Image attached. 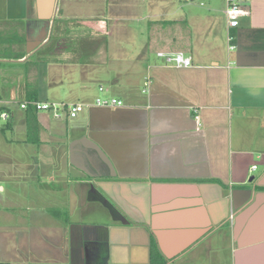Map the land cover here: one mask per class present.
Returning a JSON list of instances; mask_svg holds the SVG:
<instances>
[{"label":"crops","instance_id":"crops-1","mask_svg":"<svg viewBox=\"0 0 264 264\" xmlns=\"http://www.w3.org/2000/svg\"><path fill=\"white\" fill-rule=\"evenodd\" d=\"M133 4L0 0V264H264V0Z\"/></svg>","mask_w":264,"mask_h":264},{"label":"built area","instance_id":"built-area-1","mask_svg":"<svg viewBox=\"0 0 264 264\" xmlns=\"http://www.w3.org/2000/svg\"><path fill=\"white\" fill-rule=\"evenodd\" d=\"M183 2H187L189 0H181ZM242 0H225V16L227 19V30L236 29L239 26V19L243 16H247L249 14V10L247 7L241 4ZM228 31V32H229ZM235 37L231 34H227V44L228 50L232 51L236 48ZM159 57H162L166 60V62L174 64L178 68H187L191 66V59L185 58L183 54H158ZM101 90V89H100ZM123 102L115 99V98H106V99H96L95 106L97 107H121ZM28 106H31L36 111H46L50 112L53 117L59 118L62 116V113H65L68 118L74 119L76 118L83 110L84 105L82 104H54V103H43L37 101L25 102L20 107L21 109H26ZM0 117L3 120L8 118L6 113H2ZM255 169V166L252 167Z\"/></svg>","mask_w":264,"mask_h":264},{"label":"rangeland","instance_id":"rangeland-1","mask_svg":"<svg viewBox=\"0 0 264 264\" xmlns=\"http://www.w3.org/2000/svg\"><path fill=\"white\" fill-rule=\"evenodd\" d=\"M135 5V9H137V14H136V19L133 23L134 24H138L137 28H141L142 24L144 25V28L147 27L148 24V20L150 21H154L155 22H162L163 29H160L161 34H166L168 31V27H169V20L171 19V17H184L185 13L188 10H191L195 13L200 12L201 10H205L206 9V0H195L193 1V6H188L185 5L184 2L181 0H133ZM191 2V1H190ZM202 3L204 4V6H200L199 4ZM180 5H185L183 6V8H178V6L180 7ZM146 15H149L148 20H145L142 22H138V19L140 17H144ZM164 15V18H162V16ZM159 25H161V23H159ZM181 25H177L176 29L180 28ZM170 28V27H169ZM171 29V28H170ZM165 39H167V37H165ZM163 43L162 39L161 41L158 42V45H161ZM70 102H73V99L69 98L68 99ZM0 124L2 125V121L0 120ZM1 195V192H0Z\"/></svg>","mask_w":264,"mask_h":264},{"label":"water","instance_id":"water-1","mask_svg":"<svg viewBox=\"0 0 264 264\" xmlns=\"http://www.w3.org/2000/svg\"><path fill=\"white\" fill-rule=\"evenodd\" d=\"M251 181V180H250Z\"/></svg>","mask_w":264,"mask_h":264}]
</instances>
